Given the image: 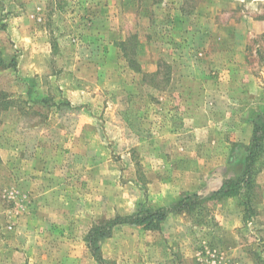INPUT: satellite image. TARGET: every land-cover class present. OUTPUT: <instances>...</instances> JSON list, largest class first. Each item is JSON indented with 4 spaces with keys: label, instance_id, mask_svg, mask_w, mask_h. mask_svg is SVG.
I'll list each match as a JSON object with an SVG mask.
<instances>
[{
    "label": "rangeland",
    "instance_id": "obj_1",
    "mask_svg": "<svg viewBox=\"0 0 264 264\" xmlns=\"http://www.w3.org/2000/svg\"><path fill=\"white\" fill-rule=\"evenodd\" d=\"M0 61V264H96L92 227L241 172L264 0H0ZM255 168L248 200L114 227L102 264H264V144Z\"/></svg>",
    "mask_w": 264,
    "mask_h": 264
},
{
    "label": "trees",
    "instance_id": "obj_2",
    "mask_svg": "<svg viewBox=\"0 0 264 264\" xmlns=\"http://www.w3.org/2000/svg\"><path fill=\"white\" fill-rule=\"evenodd\" d=\"M0 97L5 98V94L0 93ZM11 106H13V104L10 99L8 101L4 100L0 105V109L4 111ZM263 144L264 113L259 114L252 121V133L248 144L244 148L241 172L236 178L222 179L219 188L214 192L194 194L174 202L169 207L152 208L141 206L136 212L130 215L117 216L102 225L94 226L89 229L85 235L84 241L96 264H102L98 245L101 240L110 236L111 230L114 227L126 225L137 227L144 231H156L169 214L181 210L190 211L191 206L197 204L201 200L220 199L230 195H240L244 200H248L254 186V177L257 173L255 167L263 152Z\"/></svg>",
    "mask_w": 264,
    "mask_h": 264
},
{
    "label": "crops",
    "instance_id": "obj_3",
    "mask_svg": "<svg viewBox=\"0 0 264 264\" xmlns=\"http://www.w3.org/2000/svg\"><path fill=\"white\" fill-rule=\"evenodd\" d=\"M220 186V185H219Z\"/></svg>",
    "mask_w": 264,
    "mask_h": 264
}]
</instances>
